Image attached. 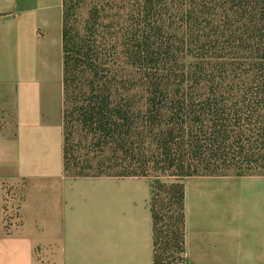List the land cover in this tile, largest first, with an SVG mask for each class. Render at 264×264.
<instances>
[{"label": "trees", "instance_id": "16d2710c", "mask_svg": "<svg viewBox=\"0 0 264 264\" xmlns=\"http://www.w3.org/2000/svg\"><path fill=\"white\" fill-rule=\"evenodd\" d=\"M64 171L150 178L154 264L189 177H264V0H63Z\"/></svg>", "mask_w": 264, "mask_h": 264}, {"label": "crops", "instance_id": "0c3cea01", "mask_svg": "<svg viewBox=\"0 0 264 264\" xmlns=\"http://www.w3.org/2000/svg\"><path fill=\"white\" fill-rule=\"evenodd\" d=\"M63 12L0 0V264H154L150 178L64 171ZM184 185L186 264H264V177Z\"/></svg>", "mask_w": 264, "mask_h": 264}, {"label": "built area", "instance_id": "2783aa9c", "mask_svg": "<svg viewBox=\"0 0 264 264\" xmlns=\"http://www.w3.org/2000/svg\"><path fill=\"white\" fill-rule=\"evenodd\" d=\"M10 197H12V196L8 193V194L6 195V197H5V201L8 202L9 199H10ZM14 218H16L15 210L12 211V212L9 211V210H6V211H5V214H4V221H5L6 226H9L10 221H11L12 219H14ZM183 258H184V260L182 261L181 264H186V257H185V255H184Z\"/></svg>", "mask_w": 264, "mask_h": 264}]
</instances>
